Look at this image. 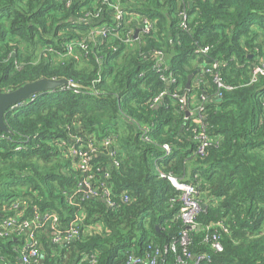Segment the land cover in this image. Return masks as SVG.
<instances>
[{
	"label": "trees",
	"instance_id": "1",
	"mask_svg": "<svg viewBox=\"0 0 264 264\" xmlns=\"http://www.w3.org/2000/svg\"><path fill=\"white\" fill-rule=\"evenodd\" d=\"M119 1L124 10L155 20V31L133 48L119 44L113 50L117 40L109 38L95 46L90 42L86 57L78 51L60 59L46 48L85 39L100 23L111 25L108 2L78 0L65 7L61 0H0V92L39 79L80 84L79 92L62 84L6 110L8 131H0V222L12 215L17 200L25 203L26 216L33 207L55 212L60 229L76 213L84 214L79 238L63 245L51 242L48 226L38 230L42 259L35 264H119L148 243L164 248L172 242L176 252L167 248L156 264H174L185 251L210 254L200 264H264V74L249 83L252 65L258 56L264 58V0ZM181 8L190 18L187 30L178 26ZM98 11L97 19L78 18ZM196 45L207 46L206 54H196ZM154 51L164 55L159 71ZM214 59L222 82L232 86L221 89L219 98L209 74L202 72ZM192 72L198 85L187 89ZM168 73L175 82L161 80ZM163 90L168 94L151 106L149 100ZM198 90L206 96L204 118L215 139L202 157L194 155L192 116L185 117L169 95L185 96L189 107ZM68 133L95 142L110 139L118 167L99 154L91 158V172L98 186L109 188L115 207L101 198L82 199L81 193L73 196V204L68 201L81 175L57 144ZM163 144L170 146L168 153ZM158 170L196 185L203 205L200 227L188 233L186 246L178 244L181 203L170 202L179 191ZM124 193L126 202L120 200ZM217 221L227 228L220 233V252L204 242L213 232L205 226ZM19 244V237H0V257L19 264Z\"/></svg>",
	"mask_w": 264,
	"mask_h": 264
},
{
	"label": "built area",
	"instance_id": "2",
	"mask_svg": "<svg viewBox=\"0 0 264 264\" xmlns=\"http://www.w3.org/2000/svg\"><path fill=\"white\" fill-rule=\"evenodd\" d=\"M65 7H69L72 3L78 0H61ZM108 2L113 10L111 25L107 22L100 23L93 26L85 39H73L65 42L60 48L47 47L46 51L51 52L56 57L62 59L74 55L76 52L82 53L83 57L89 54L91 47L96 45L97 40L103 41L105 39L114 38L117 40V44L113 45V50H116L120 45L124 47L123 50L133 48L135 43L140 40L145 34H149L155 31V20L148 18L144 14H138L134 11H126L122 8L119 0H103ZM131 2L132 0H126ZM182 4L188 2V0H178ZM93 4L96 0H92ZM99 11L95 13L86 12L82 17H78L80 20L86 22L87 20L97 19L99 17ZM189 15L185 8H181L178 13V26L181 29H188ZM135 31L136 36H134ZM208 50L207 46L196 45L195 53L205 55ZM153 55L156 57L154 66L157 67V71L162 67L161 60L164 55L160 51H154ZM96 60H99L98 56H95ZM220 62L218 60H211L210 62L202 66V72L209 74L211 82L215 85V96L219 98L221 96V89L229 90L231 85H226L222 82L219 71ZM264 74V58L257 57V61L252 65L250 72L249 83L257 81L259 75ZM161 80L166 83L175 82V78L172 73L166 75H160ZM63 88H73L74 92H79V89L72 86V82L68 81L64 84ZM168 94L167 90H163L158 95L152 97L149 100L150 105L157 104L161 98ZM169 95L178 100L180 107L186 105V100L176 92H171ZM193 100V95H192ZM206 96L200 95L197 103L194 104L189 110L192 111L191 123L194 128V140L195 150L194 155L204 156L206 154L207 147L215 139L211 138L207 132V124L204 118V102ZM264 107V99L262 102ZM183 109V108H182ZM147 129H144L143 135L146 134ZM68 141L66 139L58 140L57 144L61 149V154L64 158H68L70 165L73 169L80 171V179H78L74 185V189L68 194V201L70 204L75 194H80L81 198H101L108 207H115V202L110 198V191L108 187H103V183L98 186V181L94 179V175L91 172L92 164L91 158L96 155L106 156L109 160V166L118 167L119 162L116 159V152L110 146V139L105 137L100 141L95 142L92 137L83 139L78 134L68 133ZM144 140H148L146 135L143 136ZM68 142V144H66ZM162 148L166 153L169 152L170 146L163 144ZM19 149V146L16 148ZM160 178L167 179L178 191V198H171L170 202L179 201L180 207L176 216L182 222V229L180 231V238L178 244L186 246L189 242L188 233L193 230L199 229V223L197 216L203 205L199 203L198 191L196 185L191 182H185L172 173H164L158 170ZM104 178L108 177V172L103 175ZM122 202L128 201L126 193L120 199ZM26 205L23 200H17L12 204L10 210L12 215H8L0 222V237L11 238L19 237L20 244L15 251L18 254L19 264H35L42 259V253L40 251V244L37 239V232L40 228L48 226L51 230V242L54 244L63 245L73 239L79 238L82 231L84 214L82 212L76 213L70 220L68 227L60 229L58 227V215L53 211L39 212L35 207L32 208L30 216H26L24 209ZM95 229V227H93ZM213 230L212 234H206L204 242L208 243L210 249L214 252H220L222 245L220 243V233L227 231L224 222L217 221L211 225H206V232ZM170 249L172 252H176V244L172 242L168 246L161 248L154 243H148L142 253H135L133 251L128 252L121 263L119 264H156L161 257L163 251ZM185 258L176 255L174 264H200L202 260H209L210 254L191 255L188 252H184ZM85 257V256H84ZM190 257L191 261L186 259ZM87 258V256L85 257ZM90 262L95 261V256L91 255ZM0 264H11L9 260L0 257Z\"/></svg>",
	"mask_w": 264,
	"mask_h": 264
},
{
	"label": "water",
	"instance_id": "3",
	"mask_svg": "<svg viewBox=\"0 0 264 264\" xmlns=\"http://www.w3.org/2000/svg\"><path fill=\"white\" fill-rule=\"evenodd\" d=\"M136 31L134 36H136ZM194 72L190 73L186 77L185 87L187 89L191 86V78ZM65 80L55 81L49 79H39L33 82L26 83L12 91L0 92V131H8L6 124L4 122V114L7 109L12 108L17 103L27 98H30L36 94L54 90L60 87L62 84H65ZM73 87L79 88L80 84L72 83ZM185 99V96H182ZM183 110L185 117L192 115V111L184 104Z\"/></svg>",
	"mask_w": 264,
	"mask_h": 264
},
{
	"label": "crops",
	"instance_id": "4",
	"mask_svg": "<svg viewBox=\"0 0 264 264\" xmlns=\"http://www.w3.org/2000/svg\"><path fill=\"white\" fill-rule=\"evenodd\" d=\"M200 67H201V66H200ZM193 75H194V74H193ZM190 83H191L192 86H197V85H198V84H197V83H198V79H197L195 76H192V78H191V82H190ZM200 95H202V94H200L199 90L193 93V100H192V102H191V105H189V109H190L191 107H193L195 103L198 102V100H199V98H200Z\"/></svg>",
	"mask_w": 264,
	"mask_h": 264
},
{
	"label": "rangeland",
	"instance_id": "5",
	"mask_svg": "<svg viewBox=\"0 0 264 264\" xmlns=\"http://www.w3.org/2000/svg\"><path fill=\"white\" fill-rule=\"evenodd\" d=\"M62 155V154H61Z\"/></svg>",
	"mask_w": 264,
	"mask_h": 264
}]
</instances>
